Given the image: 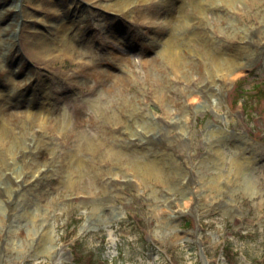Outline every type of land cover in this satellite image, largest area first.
<instances>
[{
	"label": "rangeland",
	"instance_id": "obj_1",
	"mask_svg": "<svg viewBox=\"0 0 264 264\" xmlns=\"http://www.w3.org/2000/svg\"><path fill=\"white\" fill-rule=\"evenodd\" d=\"M111 1L0 0L6 123L31 148L3 138L15 178L0 179V264H264V0H195L215 7L205 16L193 0H126L132 11ZM180 10L202 21L205 37L187 42L241 62L212 87L209 55L184 48L172 65L176 45L161 42ZM70 22L72 51H49ZM122 119L129 129L115 132ZM22 121L33 127L20 132ZM114 149L167 158L163 174ZM22 174L26 187L9 196Z\"/></svg>",
	"mask_w": 264,
	"mask_h": 264
},
{
	"label": "bare ground",
	"instance_id": "obj_2",
	"mask_svg": "<svg viewBox=\"0 0 264 264\" xmlns=\"http://www.w3.org/2000/svg\"><path fill=\"white\" fill-rule=\"evenodd\" d=\"M145 2H147V1L141 0L140 3H142V4H139V5H143ZM111 3L116 4V5H122L124 8H128V11H132L134 8V7L125 6V4L128 3L126 0H112ZM229 3H230V1H229ZM191 4H195V10L198 11L196 14H199V15L202 14L205 16L206 14H208L207 11H214L215 10V7L213 5H206L205 7H203V6L200 7L199 3H196L195 0H193L191 2ZM145 10L148 11V9H145ZM148 13L151 15V13L149 11H148ZM191 18H193L192 14L186 15V14L182 13V10L179 11L178 17L172 16V17L168 18L166 20V22L169 24H172L171 27L173 28V30L174 29L175 30L172 32L171 35L168 34V38L166 36L163 37L161 39V42H163L165 44V45H163L165 47H168L170 45H176L177 50L175 51V53L173 55L169 56V58L171 59L172 65L179 58H183L184 55H183L182 51L184 48L189 49V51L191 53H193L194 49L196 47H199L204 51V53L206 55H209L211 58V59H209V62H213V66L215 65V67H217L218 69H215L216 71L215 72L213 71V74L210 72V74H212V75L209 76V78L207 77V80L209 82L205 83L204 85L207 87H212L215 84V81H216L215 79L219 77V75H218L219 72L220 73H223V72L228 73L231 70H236V67L241 65V62L239 60H235L233 58L234 56L232 54L224 53L223 52L224 50L220 46L216 47L217 50L215 53H211L207 49L209 47V43H210L208 40H206V41H204V43H202L203 41L195 42V39L189 38L190 40L187 42L185 39H186V36H188V35L197 36L198 38H204L205 37L204 32L202 33V30H201L202 21L201 22L198 21L195 24H191L192 22H194L198 19V18L197 19H191ZM136 22L138 23L139 21L136 20ZM73 23L74 22H70V25H68L67 23H61L59 25L58 28L61 29V32H60L61 34L59 37L60 41L58 43L50 45L49 49H48L49 51L55 50L56 52H61L65 55H68L72 51L73 46L70 44V41L73 42V39H71V32L70 31H71L72 27H70V26H72ZM186 24H191V26L190 25L187 26ZM196 25H199V26L196 27ZM178 27H179V29L182 27H185L181 31V33H180L181 35L176 34V28H178ZM191 28L193 30H190ZM15 36H16V34H15ZM171 37H173V39ZM0 44L1 45L5 44L4 46H9L7 40L4 38V36H3L2 40H0ZM57 45H64V46L61 47V46H57ZM92 45H93V43H92ZM88 49H89V53H91L92 55H97L94 53L92 47H89ZM4 52L5 51H2L1 53H4ZM187 60H191V59H187ZM53 61H55V60H51L49 62H53ZM176 63H178V65H183L182 63H179V62H176ZM54 71H55V73H57L59 71L61 72V70H59L58 68H55V67H54ZM93 78H95V80H97L96 77H93ZM120 87H121L120 84L116 85V88L119 90H120ZM85 90L89 91V88H84V91ZM209 92H210V89H209ZM12 103H13V101L7 95L0 93V149H2L3 151L5 149H7V147H2V142H3V138L5 136H9V135L15 137L16 140L14 141V143H16L18 146H21V147L23 146V147H26L27 149H31L27 144H25V143L23 144V143L17 141V133L6 123V120L9 119L7 117V115H8L9 110L12 107ZM97 104H99V103L97 102ZM51 112H52V110L49 106V98L44 99V101L42 102V106L38 112V116L45 119L48 117L49 114H51ZM30 113L35 114L34 112H31V111H30ZM131 117H132L131 121L133 122L134 125L149 124V125L153 126L152 128H154V127L160 128L158 125L154 126L153 124H156V123L150 122L148 117L145 114L134 115V113H133ZM150 120H152V119H150ZM120 122L121 123L116 124L117 128H116L115 132H117L119 130H121V132H122L123 128H121L119 126H125L126 125V127H127L129 125V119L128 120L122 119V121H120ZM32 127H33V122H30V121H22L18 126V128L20 129V132H24L25 130H29ZM152 128H149V129H151L153 131ZM128 129H129V126H128ZM159 131H158V133H159ZM121 132H119L118 135H120ZM30 135L32 137H36L35 133H32V134L30 133ZM130 137L132 138L131 135L128 138H130ZM121 138L125 139V140L128 139L126 137V135H122ZM28 139H26V140H28ZM36 140L39 142V139H36ZM87 144H93V141H89V142H87ZM110 150H112V149H110ZM115 153H117L121 156H128L129 159L132 158L134 163L138 164L140 169L148 168L147 174L152 175V176H157L160 173L163 174V167H164L165 163L167 162V158L160 157V156H157V155H154L151 153L149 154L144 150H141V151L131 150L130 152L128 151V153H127L126 151L119 149L116 152H112V151L109 152V155L112 156ZM14 156H15V153H14ZM235 162L236 163H234V165L238 169H240L239 165H240L241 160L238 159V160H235ZM244 174H246V173H244ZM251 175L252 174H246L245 177L251 176ZM2 178H4V179H7V178L14 179L15 178V175L13 172V165H12V162L9 161L7 153H5V155H3V156H0V179H2ZM19 178H23L22 182L19 185H17V181L15 183H13L14 184L13 189L11 187L12 193L7 192L9 196L12 194L17 195V194L21 193V190L26 187L24 185L27 184L29 181V174H27L26 176H24V174H22V176H20V177L18 176L16 179H19ZM252 180H253L252 176L247 177L248 185L252 184ZM94 186H95L94 182H89V184H88L89 189L94 188ZM17 187H18V190H17ZM12 201H13V199L10 198V202H12ZM96 210H98V209H96ZM0 221H2V220L0 219ZM47 237H48V233H47Z\"/></svg>",
	"mask_w": 264,
	"mask_h": 264
},
{
	"label": "trees",
	"instance_id": "obj_3",
	"mask_svg": "<svg viewBox=\"0 0 264 264\" xmlns=\"http://www.w3.org/2000/svg\"><path fill=\"white\" fill-rule=\"evenodd\" d=\"M259 93H261V92H258L257 95H259ZM260 97H262L261 94L257 98H260ZM256 105H257V103H255V102L252 103V106H256ZM244 110H245V114H246V119L253 116V113H252L250 106H249V100L248 99H246V101H245Z\"/></svg>",
	"mask_w": 264,
	"mask_h": 264
}]
</instances>
